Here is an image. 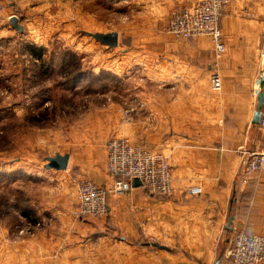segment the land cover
I'll return each mask as SVG.
<instances>
[{
  "label": "crops",
  "instance_id": "crops-1",
  "mask_svg": "<svg viewBox=\"0 0 264 264\" xmlns=\"http://www.w3.org/2000/svg\"><path fill=\"white\" fill-rule=\"evenodd\" d=\"M8 1L24 6L39 0ZM51 1L65 8L67 22L76 16L78 24H97L89 27L94 32H117V47L129 54V103L137 110L110 133L162 153L173 191L149 193L137 179L129 191L108 195L105 216L78 220L63 198L69 172L43 166L46 173L36 174L46 183L17 185L5 200L9 214L0 210V264H226L217 244L229 215L232 229L264 235V172L241 178L247 154L264 144V129L253 121L257 95L264 92V0L227 1L221 54L207 36L185 40L166 31L175 4L200 0H95L101 17L87 9V0L40 5ZM213 73L221 77L219 90L212 88ZM105 144L102 139L70 153L68 166L78 177L111 187L116 178L107 172ZM192 186L201 194H189ZM18 188L29 192L25 203L38 215L52 216L31 236H15L10 222L20 205ZM39 191L45 203L38 202Z\"/></svg>",
  "mask_w": 264,
  "mask_h": 264
},
{
  "label": "rangeland",
  "instance_id": "rangeland-1",
  "mask_svg": "<svg viewBox=\"0 0 264 264\" xmlns=\"http://www.w3.org/2000/svg\"><path fill=\"white\" fill-rule=\"evenodd\" d=\"M2 2L0 210L9 214L12 208L5 200L17 185L29 181L46 183L43 175L36 172L44 174L47 156L56 153L70 155L82 152L102 139L107 142L113 137L110 133L113 124L126 123L123 110L129 108V74L126 68L129 54L120 50L118 44L108 47L89 35L88 32H94L89 27L94 28L97 24L88 20L85 25L78 24L76 16L73 22H67L65 8L58 1L55 4L51 1L48 5H40L48 3L47 0L36 1V5L27 1L29 3L24 6L12 5L8 0ZM96 3L95 0H87L86 7L91 11L97 10L101 17L104 12ZM11 16L17 17L21 31L11 24ZM125 42L128 44L129 39ZM39 52L40 57L35 54ZM117 66L119 71L114 70ZM64 172H69L70 177L62 181L65 195L62 197H67L74 217L78 183L88 178L75 175L72 166ZM27 192L18 188L20 205L15 209V220H10L15 224L14 232L23 218L19 215L25 216V212L33 210L25 203ZM36 195L39 197L40 191ZM42 197L38 199L41 204L46 202ZM32 212L36 215L30 212L33 220L43 221L41 226L52 221L50 215ZM238 230L226 228L218 241L217 252L220 256L225 255L226 264L231 263L227 252Z\"/></svg>",
  "mask_w": 264,
  "mask_h": 264
},
{
  "label": "built area",
  "instance_id": "built-area-1",
  "mask_svg": "<svg viewBox=\"0 0 264 264\" xmlns=\"http://www.w3.org/2000/svg\"><path fill=\"white\" fill-rule=\"evenodd\" d=\"M228 0H200L192 5L175 4L168 16L166 31L174 37L191 40L198 36H207L217 54L225 51V42L221 29V16ZM0 10L3 2L0 0ZM218 73L211 75V85L215 90L221 88ZM137 110L134 103L123 110V121L128 123ZM259 125L264 129V113H261ZM107 172L115 177L110 188L99 186L89 179L79 181L76 189L77 205L73 210L75 218H98L108 212V195L123 194L132 188L133 180L153 194L169 195L173 191L171 168L167 158L159 152L152 151L133 143L128 137L113 136L105 144ZM264 172V144L257 150L250 151L241 168L244 182L249 178H258ZM200 186L188 189L191 195L201 194ZM15 234L17 236L34 235L43 221L33 220L31 216H20ZM227 254L230 264H261L264 262V235L248 234L240 229L233 235L232 245Z\"/></svg>",
  "mask_w": 264,
  "mask_h": 264
},
{
  "label": "water",
  "instance_id": "water-1",
  "mask_svg": "<svg viewBox=\"0 0 264 264\" xmlns=\"http://www.w3.org/2000/svg\"><path fill=\"white\" fill-rule=\"evenodd\" d=\"M11 24L18 30H22L21 24L18 23L16 16L10 17ZM89 35H91L96 41L100 42L103 45H106L108 47H114L118 44V35L117 32L111 31V32H88ZM263 79L260 80L261 88H263ZM264 102V92L263 89H261L257 95V109L253 116L254 122H259L260 116H261V107ZM46 162L43 165L45 168H53L56 170H64L68 166V160H69V153H56L54 156H47L45 158ZM138 181L135 179L133 182ZM140 183V182H139ZM232 215H229L228 221L226 224V228H231L232 223ZM214 264H219V259H216Z\"/></svg>",
  "mask_w": 264,
  "mask_h": 264
},
{
  "label": "trees",
  "instance_id": "trees-1",
  "mask_svg": "<svg viewBox=\"0 0 264 264\" xmlns=\"http://www.w3.org/2000/svg\"><path fill=\"white\" fill-rule=\"evenodd\" d=\"M35 54H37L38 55V57H40L41 56V52H39V53H35ZM25 214L27 215V216H31V214L30 213H26L25 212ZM32 217V216H31ZM33 218V217H32Z\"/></svg>",
  "mask_w": 264,
  "mask_h": 264
}]
</instances>
